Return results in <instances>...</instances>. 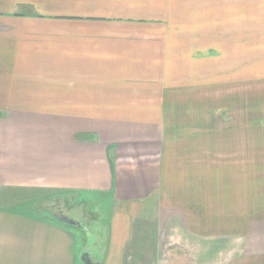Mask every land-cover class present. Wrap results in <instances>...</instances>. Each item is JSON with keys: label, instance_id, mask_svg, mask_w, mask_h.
Segmentation results:
<instances>
[{"label": "crops", "instance_id": "crops-1", "mask_svg": "<svg viewBox=\"0 0 264 264\" xmlns=\"http://www.w3.org/2000/svg\"><path fill=\"white\" fill-rule=\"evenodd\" d=\"M58 1L65 13L46 11L52 0H0V195H84L101 219L71 224L1 206L0 264H83L85 253L95 264H264V0ZM200 21L205 69L235 85L230 97L258 120L220 128L219 166L203 160L205 180L219 185L202 229L186 182L196 168L133 141L124 152L120 138L63 119L138 115L111 101L144 92L139 70L158 58L150 45Z\"/></svg>", "mask_w": 264, "mask_h": 264}, {"label": "rangeland", "instance_id": "rangeland-1", "mask_svg": "<svg viewBox=\"0 0 264 264\" xmlns=\"http://www.w3.org/2000/svg\"><path fill=\"white\" fill-rule=\"evenodd\" d=\"M71 4L69 2L65 6L68 14L76 11V5ZM46 7V11L51 13H65L58 0H52ZM202 24L200 21L190 27L196 28L194 30H181L183 35L180 37L164 36L157 40V46L150 45L152 50H157L158 58H149L145 62L147 66L139 70V76L149 82L141 86L144 92L111 101L112 105L119 104L126 109L117 110V113L136 112L138 115L63 118L71 128H100L101 137L110 140L120 138L124 152L123 146L131 145L133 141L132 145L137 144L144 153H161L167 159L196 168V174H191L186 182L189 189H195L191 196L195 205L191 206V216L196 227L201 229L204 220H209V214L205 216L203 213V205L206 199L209 202L217 200L219 177L213 175L210 180H205L200 168L204 159L211 161L213 166H219L220 128H252V124L258 122L252 117L249 102L247 105L230 97L235 85H221L219 70L205 69L204 38L193 35V32L202 33ZM187 32L192 33L187 35ZM147 42L153 41L147 39ZM248 87L250 91L251 86L245 88ZM205 128H212V132L206 133L208 129ZM12 203L21 204L20 209L26 212L61 222L69 219L89 225L98 222L99 217L101 219L95 202L84 195H55L45 189L2 190L0 207H9ZM212 208L214 213L210 214V220L214 222L215 218L218 220V212L215 211L218 210V202ZM91 256H94L92 251ZM79 258L82 260L81 256ZM171 264H186V261L180 259Z\"/></svg>", "mask_w": 264, "mask_h": 264}, {"label": "water", "instance_id": "water-1", "mask_svg": "<svg viewBox=\"0 0 264 264\" xmlns=\"http://www.w3.org/2000/svg\"><path fill=\"white\" fill-rule=\"evenodd\" d=\"M65 222H68V223L74 224V221H72V220H68V219H66ZM81 259H82L83 264H95V263H93V262L90 260V257L88 256L87 253L83 254V256L81 257Z\"/></svg>", "mask_w": 264, "mask_h": 264}]
</instances>
